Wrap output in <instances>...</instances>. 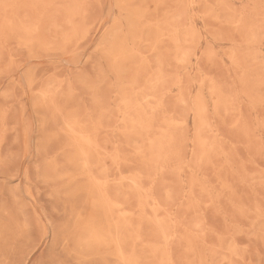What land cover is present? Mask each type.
<instances>
[{"label":"rangeland","instance_id":"rangeland-1","mask_svg":"<svg viewBox=\"0 0 264 264\" xmlns=\"http://www.w3.org/2000/svg\"><path fill=\"white\" fill-rule=\"evenodd\" d=\"M0 264H264V0H0Z\"/></svg>","mask_w":264,"mask_h":264},{"label":"bare ground","instance_id":"bare-ground-1","mask_svg":"<svg viewBox=\"0 0 264 264\" xmlns=\"http://www.w3.org/2000/svg\"><path fill=\"white\" fill-rule=\"evenodd\" d=\"M86 141V140H85Z\"/></svg>","mask_w":264,"mask_h":264}]
</instances>
